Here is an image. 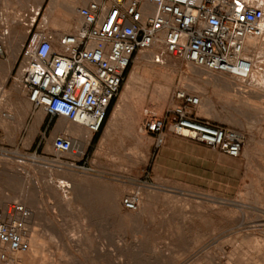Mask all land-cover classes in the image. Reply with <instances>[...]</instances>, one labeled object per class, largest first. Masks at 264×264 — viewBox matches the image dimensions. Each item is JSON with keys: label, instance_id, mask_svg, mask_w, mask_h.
<instances>
[{"label": "rangeland", "instance_id": "obj_1", "mask_svg": "<svg viewBox=\"0 0 264 264\" xmlns=\"http://www.w3.org/2000/svg\"><path fill=\"white\" fill-rule=\"evenodd\" d=\"M39 2L0 0V204L18 203L28 213L27 218L31 214L26 221L25 240L31 247H38L36 263L264 264V96L250 88L254 79L238 83L172 58L156 65L145 60L148 54L139 53L116 100L117 108L123 103L121 118L109 128V136L105 135L108 128L103 134L101 130L91 135L80 150L84 157L56 154L52 145L55 137L50 139V129L46 130L49 117L43 124L46 114L38 110L43 115L39 114L38 122L31 126L27 116L33 106L16 83L20 50L29 35L32 10L37 11ZM55 2L65 7L48 9L43 20L37 17V22L58 29L60 21L70 22L80 9L72 13L67 8L69 0ZM8 30L15 32L20 53L4 38ZM64 30L55 35L72 32L69 25ZM261 64L258 77L264 76ZM144 67L164 71L165 75L143 74ZM133 74L136 81H130ZM177 92L200 99L195 110L200 120L246 136L243 155L236 159L239 170L234 187L214 186L212 192H203L185 186H158L152 181L154 147L143 124L146 114L164 118L177 107ZM245 101H250L249 105ZM66 123L59 120V124ZM61 181L69 182L71 188H64ZM136 191H140L142 200L133 213L124 208L123 200ZM3 251L0 247V256ZM41 253L45 258L40 263Z\"/></svg>", "mask_w": 264, "mask_h": 264}, {"label": "built area", "instance_id": "obj_2", "mask_svg": "<svg viewBox=\"0 0 264 264\" xmlns=\"http://www.w3.org/2000/svg\"><path fill=\"white\" fill-rule=\"evenodd\" d=\"M32 13L16 83L36 110L52 120L77 124L92 136L103 129L139 53L149 54L156 65L172 58L246 83L260 61L247 40H264V10L257 0H89L79 12L82 24L61 36L37 22L40 9ZM174 98L180 102L169 113L174 134L231 157L242 154V132L200 120L195 113L200 106L197 96L177 92ZM166 126V119L155 116L146 122L156 149L164 145ZM52 145L56 154L85 155L68 134L55 137ZM141 200L136 191L123 206L136 212ZM27 216L18 203L0 208L3 264L29 251Z\"/></svg>", "mask_w": 264, "mask_h": 264}, {"label": "crops", "instance_id": "obj_3", "mask_svg": "<svg viewBox=\"0 0 264 264\" xmlns=\"http://www.w3.org/2000/svg\"><path fill=\"white\" fill-rule=\"evenodd\" d=\"M55 1L56 0H40L37 9L42 11L39 15L42 20L48 9L65 7V5H58ZM69 2L70 4L67 5V8H69L71 12L73 11L72 8L75 3L78 10L89 4V0H69ZM77 12L78 11H73L72 13ZM53 19L54 17L52 16L51 23H53ZM60 22L61 25L58 29H53L51 24H45L46 31L54 34L55 32H63L65 31L64 29L66 25H69L70 31H72L70 33H73L82 24V19L80 14H76L70 22L66 20ZM116 103L117 102L115 101L109 111L108 119L101 132L102 134L106 128L109 129L118 121L120 110L116 107ZM170 112L171 111H168L167 115L164 117L167 122L164 134V145L160 149H156L155 139L150 136V145L154 147V158L151 169L152 181L158 186H185L189 190L203 192H212L213 188L211 187L214 186H223L226 187V189L234 187V176H236V172L239 170L236 159L240 158L243 155V152L238 157H231L221 152L214 151L196 141L174 134L171 128L172 116L169 115ZM38 116V110L32 107L27 116V120L30 121L31 126L38 122ZM151 116L159 118L158 115H152L150 113L146 114L147 120H145V124H143L145 131L146 122ZM47 118L46 115L43 124H45ZM13 119L15 121V117ZM199 119L201 118L199 117ZM59 120H52L50 117L48 119L46 130L50 129L48 132V137L50 139L62 135L63 133L62 128H60ZM52 121L54 122L52 123ZM109 132L110 129L106 135L109 136ZM206 186H209V188H206Z\"/></svg>", "mask_w": 264, "mask_h": 264}, {"label": "bare ground", "instance_id": "obj_4", "mask_svg": "<svg viewBox=\"0 0 264 264\" xmlns=\"http://www.w3.org/2000/svg\"><path fill=\"white\" fill-rule=\"evenodd\" d=\"M257 5H258V7L260 8V9H262V10H264V0H257ZM71 6H72V4H71ZM73 11H78V7H77V5H76V3H75V5L73 6ZM35 10V9H34ZM72 11V12H73ZM21 22V21H20ZM263 26V25H262ZM4 38L5 39H8V40H10V45H13V46H15L16 47V52H18L19 51V48H18V43H16V35H15V32L13 31V30H8V31H6L5 32V34H4ZM23 39L25 38V36H23L22 37ZM7 40V41H8ZM248 43H249V45L250 46H253V47H255L256 48V50H257V53L260 55V59H263L262 61H257V63H256V65L254 66L253 65V75H252V82L251 83H249V85L250 86H252V87H250V88H254L256 91H253L254 93L256 92L257 94H259V96H264V76H262V77H258L259 75H260V68H261V66H262V64L261 63H264V47H263V45H264V42H263V40H262V37H259V38H249L248 40ZM8 43V42H7ZM14 51V50H13ZM20 52H21V50H20ZM20 52H18V53H20ZM145 57V60H146V58H148L149 60H151V56L148 54L147 55V57L146 56H144ZM15 56H14V58H13V61L15 60ZM142 58H143V56H142ZM144 59V58H143ZM148 59H147V61H148ZM15 62V61H14ZM152 62V61H151ZM167 63V62H166ZM169 63V62H168ZM10 64H12V63H10ZM14 64V63H13ZM141 64V63H140ZM165 64V63H164ZM261 64V65H260ZM144 65V64H143ZM263 67V66H262ZM199 69V68H198ZM141 70H144L142 73L144 74L145 72H149L150 74H152V75H156V77H161V78H163L164 77V71H161V70H156V69H147L146 67H144V69H141ZM202 70V69H201ZM137 71V70H136ZM139 71V70H138ZM140 72V71H139ZM260 72V73H259ZM138 73V72H137ZM203 73H205V71L203 72ZM207 73V72H206ZM141 75V74H140ZM209 75V74H208ZM209 76H211V75H209ZM220 77V76H219ZM137 77H136V75H132L131 77H130V81H133V80H135ZM222 78V77H221ZM215 79V78H214ZM208 80H210V79H208ZM213 80V79H212ZM215 80H218V79H215ZM136 81V80H135ZM234 81H236V80H234ZM210 82V81H209ZM212 82V81H211ZM210 82V83H211ZM215 81H213V83H214ZM217 82V84H218V82L219 81H216ZM215 82V83H216ZM233 82V81H232ZM136 83V82H135ZM209 83V84H210ZM213 83H212V85H213ZM235 83V82H234ZM238 83H242V82H238ZM246 84V83H245ZM131 85V84H130ZM135 85V84H134ZM216 85V84H215ZM131 86H133V85H131ZM243 86V85H242ZM191 87H192V84H191ZM244 87H246V86H244ZM193 88V87H192ZM195 89V88H194ZM197 89V88H196ZM244 89V88H243ZM248 89H249V87H248ZM128 90V89H127ZM241 90V89H240ZM250 90V89H249ZM243 91V90H242ZM258 91H259V93H258ZM249 92V91H248ZM252 92V91H251ZM255 93V94H256ZM250 94V93H249ZM253 94V93H252ZM240 95V94H239ZM247 96V95H246ZM251 96H253V95H251ZM250 96V97H251ZM259 96H257V98L259 97ZM129 97V96H128ZM256 97V96H255ZM123 98H124V96H123ZM243 98H244V96H243ZM242 98V99H243ZM247 99H248V97H247ZM252 99H253V97H252ZM260 101H261V97L260 98H258ZM244 100V99H243ZM254 100V99H253ZM124 101V100H123ZM246 103H247V101H245ZM250 102V101H249ZM248 102V103H249ZM125 103V102H124ZM247 103V104H248ZM123 103H120L119 104V106H118V109L120 110V109H122V107H123V105H122ZM251 104V103H250ZM125 105V104H124ZM243 105V104H242ZM249 105V104H248ZM126 106V105H125ZM125 108V107H124ZM126 109V108H125ZM124 109V110H125ZM127 110V109H126ZM260 110V109H259ZM262 111V110H261ZM125 112V111H124ZM259 112V111H258ZM263 112V111H262ZM122 113V112H121ZM261 113V112H260ZM40 114V113H39ZM42 114V113H41ZM40 114V115H41ZM39 115V116H40ZM43 115V114H42ZM118 116V115H117ZM123 116V115H122ZM116 117V116H115ZM120 118H121V116H120ZM119 118V119H120ZM38 119H39V117H38ZM62 120V119H61ZM64 120V119H63ZM113 120V119H112ZM41 122V121H40ZM65 122H66V120H65ZM112 123V122H111ZM115 124V123H114ZM111 125V124H110ZM110 127V126H109ZM60 128H62V130H63V133L64 134H68V135H72V137H73V144H74V146H75V148H79V150H81V149H84V147H86L85 145H86V143H88V141L89 140H91L90 138H91V134H89L88 132H86L81 126H79V125H77V124H73V123H70V122H68L67 121V123L66 124H60ZM116 128V127H115ZM110 129H111V127H110ZM56 131V130H55ZM108 132V131H107ZM106 132V133H107ZM60 133V132H59ZM58 133V134H59ZM62 133V134H63ZM109 133H111V131L109 132ZM108 134V133H107ZM106 135V134H105ZM112 135V134H111ZM106 136H108V135H106ZM104 140V139H103ZM90 143V142H89ZM106 143V142H105ZM101 147V146H100ZM72 156V155H71ZM33 161L34 162H36V163H38V158H36V157H33ZM49 182V181H48ZM50 183V182H49ZM45 184L48 188H50V184ZM61 184L64 186V188L65 187H67V188H71V184H69V182H65V181H61ZM24 185V184H23ZM44 188H45V186H44ZM22 189V188H21ZM23 190V189H22ZM78 192V191H77ZM54 193V192H53ZM20 194H21V197L22 198H27V194L25 193V192H20ZM75 194V193H74ZM66 199V198H65ZM63 200V199H62ZM68 200V199H67ZM69 200H70V198H69ZM61 201V200H60ZM245 202V201H244ZM243 202V203H244ZM5 202H3V203H1L0 204V208H2V209H4L6 206H5V204H4ZM240 204V203H239ZM241 205V204H240ZM240 205H238V206H240ZM244 205V204H243ZM241 207V206H240ZM264 207V206H263ZM262 207V208H263ZM123 209V208H122ZM264 209V208H263ZM31 210V209H30ZM255 210V209H254ZM123 211V210H122ZM251 211V210H250ZM249 211V212H250ZM137 212V211H136ZM261 212H262V210H261ZM134 213V212H133ZM262 213H264V212H262ZM31 215V214H30ZM30 215H29V218H30ZM122 215V214H121ZM32 217V216H31ZM259 217V216H258ZM29 218H27V220L29 219ZM143 220V219H142ZM106 221H108V220H106ZM145 221V220H144ZM143 221V222H144ZM27 223H30L29 221L27 222ZM145 224V223H144ZM31 225V224H30ZM105 225V224H104ZM103 227V226H102ZM106 227L107 228H109L107 225H106ZM239 227V226H238ZM241 227V226H240ZM105 228V227H104ZM254 228V227H253ZM53 229V228H52ZM103 229V228H102ZM234 229V228H233ZM106 230V229H105ZM241 230V229H240ZM106 231H109V230H106ZM105 231V232H106ZM262 231V230H261ZM33 232H35L34 230H33ZM49 232V231H48ZM103 232V231H102ZM28 233H29V231H28ZM27 233V234H28ZM58 233H59V231H58ZM109 233V232H108ZM107 233V234H108ZM34 234V233H33ZM39 234V233H38ZM243 234V233H242ZM60 235V234H59ZM222 235V234H221ZM229 235V234H228ZM240 235V234H239ZM29 236V235H28ZM41 236V235H40ZM110 236V235H109ZM109 236H108V238H109ZM134 236V235H133ZM132 236V237H133ZM254 236V235H253ZM36 237V236H35ZM71 237V236H70ZM105 237H106V235H105ZM34 238V237H33ZM107 238V240L109 241V243L111 242V240H109ZM128 238V237H127ZM126 238V239H127ZM26 239V238H25ZM73 239V238H72ZM111 239V238H110ZM34 240V239H33ZM54 240V239H53ZM106 240V241H107ZM131 240V239H130ZM136 240V239H135ZM139 240V239H138ZM38 241H42V240H39L38 239ZM56 241V240H55ZM55 241L53 242V243H55ZM137 241V240H136ZM115 242V241H114ZM218 242V241H217ZM32 243H33V241H32ZM40 243V242H39ZM71 243V242H70ZM105 243V242H104ZM112 243H113V241H112ZM116 243H117V241H116ZM119 243V242H118ZM29 244V251L26 253V254H23V255H18V256H16V258L13 260V262H12V264H37L36 262L38 261V258H37V253H40V252H38V247H36V246H33V247H31L30 246V242L28 243ZM128 244V243H127ZM214 244H216L215 242H214ZM262 244H263V242H262ZM40 245H43V243H40ZM45 245H46V243H45ZM61 245V244H60ZM68 245V244H67ZM74 245H76V244H74ZM121 245V244H120ZM213 245V244H212ZM111 246H112V244H111ZM204 246V245H203ZM263 246V245H262ZM0 247L2 248V249H4V247L3 246H1L0 245ZM43 247V246H42ZM69 247V246H68ZM113 247V246H112ZM255 247V246H254ZM259 248V247H258ZM264 248V247H263ZM40 249V248H39ZM46 249H47V247H46ZM58 249V248H57ZM63 249V248H62ZM102 249V248H101ZM108 249V248H107ZM111 249V248H110ZM115 250H116V248H114ZM253 249V248H252ZM43 250V249H42ZM45 250V249H44ZM151 250V249H150ZM155 250V249H154ZM223 250H224V248H223ZM41 251V250H40ZM100 251V250H99ZM110 251V250H109ZM113 250H111L110 252H112ZM134 251V250H133ZM255 251V250H254ZM42 252V251H41ZM115 252V251H114ZM261 252V251H260ZM44 253V252H43ZM43 253H41V254H43ZM46 253V252H45ZM100 253V252H99ZM117 253V252H116ZM236 253V252H235ZM63 254V253H62ZM67 254V253H66ZM110 254V253H109ZM145 254V253H144ZM261 254V253H260ZM46 255V254H45ZM93 255V254H92ZM157 255V254H156ZM116 256H117V254H116ZM127 256V255H126ZM140 256V255H139ZM42 257V256H41ZM47 257V256H46ZM59 257V256H58ZM61 257V256H60ZM134 257V256H133ZM137 257H138V255H137ZM136 257V258H137ZM157 257V256H156ZM43 258H45L44 257V254H43V257L42 258H40L41 259V261H39L40 263L42 262V259ZM50 258V257H49ZM52 258V257H51ZM62 258H64V259H66L65 257H62ZM125 258V257H124ZM139 258V257H138ZM147 258V257H146ZM217 258V257H216ZM53 259V258H52ZM123 259V258H122ZM127 259V258H126ZM133 259V258H132ZM140 259V258H139ZM147 259H149V258H147ZM156 259V258H155ZM211 259V258H210ZM255 259V258H254ZM46 260V259H45ZM44 260V261H45ZM61 260V259H60ZM63 260V259H62ZM61 260V261H62ZM135 260H138V259H135ZM233 260V259H232ZM49 261H53V260H50L49 259ZM49 261L47 262V263H49ZM67 261V260H66ZM97 262H98V260H96ZM100 261V260H99ZM159 261V260H158ZM215 261V260H214ZM219 261V260H218ZM235 261V260H234ZM77 262V261H76ZM94 262V261H93ZM134 262H138L139 263V261H134ZM149 262H150V260H149ZM148 262V263H149ZM156 261H154L153 263H155ZM248 262V261H247ZM51 263V262H50ZM129 263V262H128ZM143 263V262H142ZM205 263V262H204ZM220 263V262H219ZM236 263V262H235ZM234 263V264H235ZM52 264V263H51ZM75 264V263H74ZM132 264V263H131ZM136 264V263H135ZM145 264V263H144ZM187 264V263H186ZM208 264H209V262H208ZM221 264V263H220ZM228 264V263H227ZM250 264V263H249Z\"/></svg>", "mask_w": 264, "mask_h": 264}]
</instances>
